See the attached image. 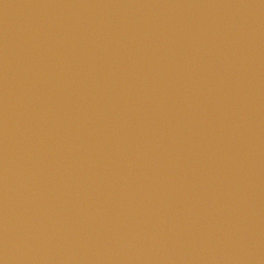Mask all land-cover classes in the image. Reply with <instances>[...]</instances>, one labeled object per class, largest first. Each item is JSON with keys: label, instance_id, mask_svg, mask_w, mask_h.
Listing matches in <instances>:
<instances>
[{"label": "water", "instance_id": "obj_1", "mask_svg": "<svg viewBox=\"0 0 264 264\" xmlns=\"http://www.w3.org/2000/svg\"><path fill=\"white\" fill-rule=\"evenodd\" d=\"M264 264V0H0V262Z\"/></svg>", "mask_w": 264, "mask_h": 264}, {"label": "clouds", "instance_id": "obj_2", "mask_svg": "<svg viewBox=\"0 0 264 264\" xmlns=\"http://www.w3.org/2000/svg\"><path fill=\"white\" fill-rule=\"evenodd\" d=\"M3 261L5 262V264H7V261H6V259H4Z\"/></svg>", "mask_w": 264, "mask_h": 264}, {"label": "snow or ice", "instance_id": "obj_3", "mask_svg": "<svg viewBox=\"0 0 264 264\" xmlns=\"http://www.w3.org/2000/svg\"><path fill=\"white\" fill-rule=\"evenodd\" d=\"M0 264H2V262H0Z\"/></svg>", "mask_w": 264, "mask_h": 264}]
</instances>
